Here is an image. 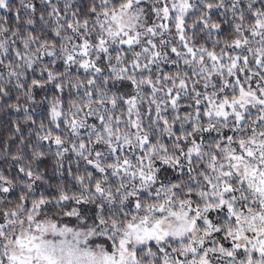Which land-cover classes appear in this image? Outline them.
Returning a JSON list of instances; mask_svg holds the SVG:
<instances>
[{"label":"snow or ice","instance_id":"snow-or-ice-1","mask_svg":"<svg viewBox=\"0 0 264 264\" xmlns=\"http://www.w3.org/2000/svg\"><path fill=\"white\" fill-rule=\"evenodd\" d=\"M0 264H264V0H0Z\"/></svg>","mask_w":264,"mask_h":264},{"label":"trees","instance_id":"trees-1","mask_svg":"<svg viewBox=\"0 0 264 264\" xmlns=\"http://www.w3.org/2000/svg\"><path fill=\"white\" fill-rule=\"evenodd\" d=\"M0 135H2V132H0Z\"/></svg>","mask_w":264,"mask_h":264}]
</instances>
